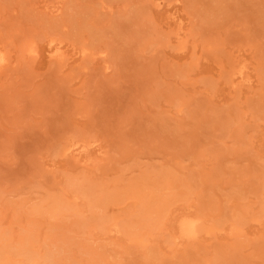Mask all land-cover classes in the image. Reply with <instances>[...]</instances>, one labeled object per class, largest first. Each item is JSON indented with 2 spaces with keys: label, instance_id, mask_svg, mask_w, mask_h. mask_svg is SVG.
Returning <instances> with one entry per match:
<instances>
[{
  "label": "rangeland",
  "instance_id": "rangeland-1",
  "mask_svg": "<svg viewBox=\"0 0 264 264\" xmlns=\"http://www.w3.org/2000/svg\"><path fill=\"white\" fill-rule=\"evenodd\" d=\"M0 264H264V0H0Z\"/></svg>",
  "mask_w": 264,
  "mask_h": 264
},
{
  "label": "bare ground",
  "instance_id": "bare-ground-1",
  "mask_svg": "<svg viewBox=\"0 0 264 264\" xmlns=\"http://www.w3.org/2000/svg\"><path fill=\"white\" fill-rule=\"evenodd\" d=\"M33 50V49H32ZM7 54V53H6ZM6 57V55H5ZM5 58H2L1 61H4ZM9 62V61H8ZM78 142V141H77ZM74 144V143H73ZM79 146V145H78ZM80 154V153H79ZM191 216V215H190ZM184 219V218H183ZM182 221V220H181ZM180 225V224H179ZM199 226V219L194 218H185L179 227H181L180 231H182L181 235L187 237H195L197 236Z\"/></svg>",
  "mask_w": 264,
  "mask_h": 264
}]
</instances>
